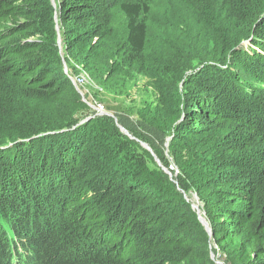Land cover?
<instances>
[{"label": "trees", "instance_id": "16d2710c", "mask_svg": "<svg viewBox=\"0 0 264 264\" xmlns=\"http://www.w3.org/2000/svg\"><path fill=\"white\" fill-rule=\"evenodd\" d=\"M174 1L199 37L157 25L153 0H0V264H264V0ZM55 16L69 66L149 81L116 112L135 139L81 124Z\"/></svg>", "mask_w": 264, "mask_h": 264}, {"label": "rangeland", "instance_id": "374dc122", "mask_svg": "<svg viewBox=\"0 0 264 264\" xmlns=\"http://www.w3.org/2000/svg\"><path fill=\"white\" fill-rule=\"evenodd\" d=\"M51 1L54 7H56L55 0H51ZM153 1L155 3L153 13L154 16L157 18L156 22H159V24L157 25L161 26L160 21L162 20L164 22L165 21L169 23L174 22L180 25L185 24V22H191L192 27L190 29V32L189 30L185 29L184 31L185 35L194 34L195 37H199L203 32L200 22L199 21L197 22L194 18L188 15L185 11L186 8H184L183 6H178V4L174 0H153ZM55 18H56V30L58 32L57 46L60 48L59 51L64 60V64H63L64 71L66 74H68L71 77L72 81L82 80V83H78L77 88L81 93V95L83 96V98L86 100V102L89 103L91 109L94 111V113H91L92 115H90L86 119L87 121L84 120L85 122L83 121L81 122V124L87 123L93 117L113 118L115 122L118 124L119 122H118V117L116 116L117 115L116 112H118V114H126L131 116L132 112L136 110L137 106L142 103L143 101L142 99L143 98L145 99L148 96V94H150L151 88L149 87V81L140 77L137 78V80L133 81L132 83L128 82L127 79H125L124 81L119 80L113 87H111L110 90H107L106 88H103L100 85L94 83L93 80L91 79L90 74L84 69L82 65L73 62L71 67L67 64L66 57L67 58L70 57L69 52H67V50L65 51L63 50V45L65 46L64 43L65 39L64 40L61 39L60 20L58 16H55ZM162 35L163 33L160 34V32H156L155 29V33L153 34V41L155 42L158 40H162L161 38ZM189 52H192L195 55V54H199L200 50L198 51V53L197 51H193V50L192 51L189 50ZM131 76L132 75H128L127 78H130ZM94 93H96L97 99ZM143 105L146 106V104ZM118 127L120 128L123 126L118 124ZM168 146L169 143L167 142L166 147L168 148ZM166 151H167L166 153H168V149ZM153 153L152 155L154 156L155 161L157 162L156 159L159 160L160 165L159 164L158 165L161 166L164 171L166 169L171 174L170 176L165 171V173L168 174L171 179L178 175V171L176 170L173 163L169 165L170 166L169 168L164 167L161 160L155 155V153L154 154ZM194 195L196 194L192 193L190 198L192 207L194 204H197L199 206V210L202 216L207 220L205 210L203 208L202 203L199 200V197H194ZM185 197L188 198L187 195ZM214 256H215L214 260L216 264H225L220 254L218 256L214 254Z\"/></svg>", "mask_w": 264, "mask_h": 264}, {"label": "water", "instance_id": "95a60500", "mask_svg": "<svg viewBox=\"0 0 264 264\" xmlns=\"http://www.w3.org/2000/svg\"><path fill=\"white\" fill-rule=\"evenodd\" d=\"M84 101L86 102L85 99H84ZM89 119H90V118H89ZM85 121H87V120H85ZM85 121H84V122H85ZM120 128H121V131H122L124 134L130 136L131 138H134L131 134H129V132H128L125 128H123V127H120ZM142 146H143L144 148H146L149 152L153 153V150L151 149V147H150L148 144H146V143H142ZM153 154H154V153H153ZM156 160H157L158 164L160 165L159 160H158V159H156ZM165 171L171 176V174H170L166 169H165ZM172 179H173V178H172ZM175 182H176V181H175ZM176 183H177V182H176ZM194 197H198V196H197V195H194ZM193 209L197 211L199 221H200L201 224L205 227V229H206V231L209 233V235L212 236V231H211V228H210L209 222H208V221L202 216V214H201V212H200V210H199V206H198L197 204H194V205H193ZM212 259H215L214 254H212Z\"/></svg>", "mask_w": 264, "mask_h": 264}, {"label": "built area", "instance_id": "2783aa9c", "mask_svg": "<svg viewBox=\"0 0 264 264\" xmlns=\"http://www.w3.org/2000/svg\"><path fill=\"white\" fill-rule=\"evenodd\" d=\"M73 83H74V85H76V86H77V85H78V83H82V80H74V81H73Z\"/></svg>", "mask_w": 264, "mask_h": 264}]
</instances>
